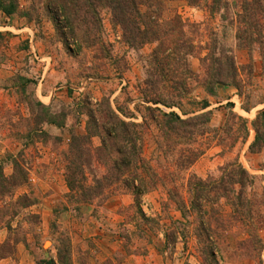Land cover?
I'll use <instances>...</instances> for the list:
<instances>
[{
	"label": "rangeland",
	"instance_id": "obj_1",
	"mask_svg": "<svg viewBox=\"0 0 264 264\" xmlns=\"http://www.w3.org/2000/svg\"><path fill=\"white\" fill-rule=\"evenodd\" d=\"M19 5L20 12L0 26L4 34L0 40V164L8 177L13 174L10 162L13 158L23 160L30 171L29 184L2 204L6 217H0V264L57 260L65 240L71 243V264H264V150L257 154L249 152L254 130L247 144L233 151L223 154L219 147L206 150L181 177L171 176L176 170L157 149L153 129L145 131L143 157L159 174L169 176L167 184L160 183L140 201L141 209L154 222L140 218L134 197L123 190L93 204L71 202L64 154L72 136L86 132L88 117L81 104L90 101L95 105L109 100L118 114L123 116L119 107L130 110L135 117L126 119L141 123L144 111L137 110L142 101L139 86L154 45L130 48L122 40L120 28L113 24L110 10L105 9L104 45L98 50H79L70 40L73 52H69L57 35L44 0H19ZM167 7V17L178 13L185 21L197 25L200 33L207 35L209 29H214L222 34L224 30L221 15H211L202 6L190 5L187 0H167ZM25 12L29 18L22 16ZM225 42L233 47L240 67L250 62L249 53L236 48L231 27L227 29ZM252 66V76L242 72L248 83L243 98L231 87L221 89L216 97H208L213 128L224 123L230 112L226 106L229 102L234 103L233 111L249 121L264 110V65L258 53L253 54ZM192 67L200 72L198 58L192 59ZM195 95L200 99L206 96L201 89ZM35 102L46 105L47 115L63 126L37 125L39 111L33 105ZM244 105L251 107V111H245ZM44 131L49 137L41 135ZM93 143L99 146L100 140L95 138ZM236 159L255 178L254 186L246 189L247 198L254 202L250 208L244 207L246 216L231 217V207L223 200L220 202L223 207L216 210L212 220L206 215L213 230L206 238L203 236L202 242L197 237L198 224L190 217L185 235L178 236L175 245L166 247L165 231L175 221H185L168 192L176 191L187 197L185 184L189 174L206 179ZM24 194L34 204L28 208L14 205ZM252 209L255 213L260 211V215L256 217ZM15 210L17 214L7 223ZM252 231L261 240L252 236ZM206 246L216 250L215 261L205 253Z\"/></svg>",
	"mask_w": 264,
	"mask_h": 264
},
{
	"label": "trees",
	"instance_id": "obj_2",
	"mask_svg": "<svg viewBox=\"0 0 264 264\" xmlns=\"http://www.w3.org/2000/svg\"><path fill=\"white\" fill-rule=\"evenodd\" d=\"M187 2L202 6L211 15L220 14L222 34L214 29H209V36L200 33L197 25L185 21L178 13L167 17V0H44L57 35L69 52H73L70 40L79 50H98L104 45L102 11L105 9L110 10L113 24L120 28L122 40L130 48L154 45L146 60L145 78L139 86L142 101L137 110L144 111L141 123L126 119L135 117L130 110L119 107L123 116L118 114L109 100H101L95 105L90 101L81 104L88 117L86 132L73 135L64 154L65 181L73 204L105 201L123 190L134 197L140 218L154 222L143 212L140 201L144 195L155 191L160 183L167 184L169 176L159 174L143 157L144 134L150 129L155 133L157 149L176 170L171 176L185 175L211 147L221 148L224 154L247 144L252 130L255 135L248 147L249 152L257 154L264 150V110L249 121L233 111L234 103L229 102L226 106L230 112L218 128L211 126L213 111L208 110L211 107L208 97L218 96L221 89L234 88L243 98L248 83L242 72L252 76L254 53L259 54L264 65V0ZM19 12V0H0V26ZM22 16L29 18V13ZM229 26L235 31L236 48L249 53L250 62L242 67L236 62L233 47L225 42ZM2 39L4 34L0 32ZM194 58L200 61V72L192 67ZM197 89L206 96L200 99L195 95ZM33 105L39 111L37 125L63 126L47 115L46 105L41 102ZM160 105L171 111H164ZM243 109L251 111L246 105ZM41 135L49 137L45 131ZM95 138L100 140L99 146L94 145ZM10 162L13 166L10 177L5 175L0 164V217H6L2 208L5 199L15 197L17 190L29 184L30 169L23 160L13 158ZM254 184L255 178L239 159L228 162L206 179L189 174L185 184L187 197L176 191L168 192L185 221H175L171 229L165 231L166 247L175 245L178 236L185 235L190 217L198 224L197 237L202 242L203 236L206 238L213 230L210 221L207 219L208 224L205 219L206 215L212 220L216 210L223 207L220 203L223 200L231 207V217L244 218V207L250 208L254 203L247 198L246 189ZM33 204L34 201L24 194L14 205L28 208ZM252 212L255 216L260 215V211L255 213L252 209ZM15 213L16 210L9 215L7 223H11ZM253 231L252 236L258 237ZM185 239L183 237V241ZM258 240L261 239L258 237ZM205 250L215 261L216 250L210 246ZM57 256V260H42L38 264H71L69 240L62 241Z\"/></svg>",
	"mask_w": 264,
	"mask_h": 264
}]
</instances>
